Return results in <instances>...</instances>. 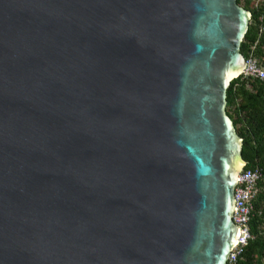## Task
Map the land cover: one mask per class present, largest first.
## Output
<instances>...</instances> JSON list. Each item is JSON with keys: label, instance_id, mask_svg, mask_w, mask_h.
Here are the masks:
<instances>
[{"label": "water", "instance_id": "95a60500", "mask_svg": "<svg viewBox=\"0 0 264 264\" xmlns=\"http://www.w3.org/2000/svg\"><path fill=\"white\" fill-rule=\"evenodd\" d=\"M248 18L235 0H0V264H225Z\"/></svg>", "mask_w": 264, "mask_h": 264}, {"label": "trees", "instance_id": "16d2710c", "mask_svg": "<svg viewBox=\"0 0 264 264\" xmlns=\"http://www.w3.org/2000/svg\"><path fill=\"white\" fill-rule=\"evenodd\" d=\"M235 2L249 13L239 53L244 59L251 55L264 68V0ZM224 99L225 115L241 140L244 168H256L260 173L248 220L251 238L234 262L226 264H264V79L239 74L229 81Z\"/></svg>", "mask_w": 264, "mask_h": 264}, {"label": "built area", "instance_id": "2783aa9c", "mask_svg": "<svg viewBox=\"0 0 264 264\" xmlns=\"http://www.w3.org/2000/svg\"><path fill=\"white\" fill-rule=\"evenodd\" d=\"M245 77L264 79V68L258 66L251 55L244 59V67L240 72ZM260 173L256 168L242 167L236 175L233 186L232 198L233 207L231 212V222L235 227L233 243L226 256V263H233L235 258L241 253L247 240L251 238L248 230V220L251 211V201L254 198L257 187L256 183Z\"/></svg>", "mask_w": 264, "mask_h": 264}, {"label": "rangeland", "instance_id": "374dc122", "mask_svg": "<svg viewBox=\"0 0 264 264\" xmlns=\"http://www.w3.org/2000/svg\"><path fill=\"white\" fill-rule=\"evenodd\" d=\"M239 6V5H238ZM241 7V6H240ZM243 8V7H242ZM244 9V8H243ZM253 59L255 60V58L253 57ZM255 63L257 64V62L255 61ZM258 65V64H257ZM240 75H242V74H240ZM243 76V75H242Z\"/></svg>", "mask_w": 264, "mask_h": 264}]
</instances>
